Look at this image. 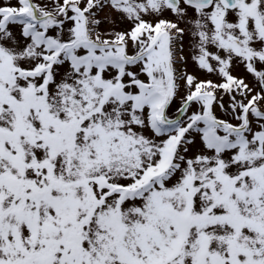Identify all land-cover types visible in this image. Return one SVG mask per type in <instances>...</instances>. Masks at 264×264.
<instances>
[{
    "label": "snow or ice",
    "instance_id": "obj_1",
    "mask_svg": "<svg viewBox=\"0 0 264 264\" xmlns=\"http://www.w3.org/2000/svg\"><path fill=\"white\" fill-rule=\"evenodd\" d=\"M0 264H264V0H0Z\"/></svg>",
    "mask_w": 264,
    "mask_h": 264
}]
</instances>
